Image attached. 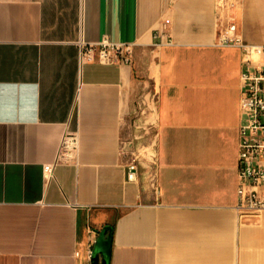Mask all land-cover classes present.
<instances>
[{"label":"crops","instance_id":"0c3cea01","mask_svg":"<svg viewBox=\"0 0 264 264\" xmlns=\"http://www.w3.org/2000/svg\"><path fill=\"white\" fill-rule=\"evenodd\" d=\"M217 1L0 0V264H90L105 225L108 264H264V211L235 208L241 52L215 44ZM235 2L238 33L264 45V0ZM102 39L133 45L132 65L79 62L78 42ZM151 46L154 155L128 181Z\"/></svg>","mask_w":264,"mask_h":264},{"label":"built area","instance_id":"2783aa9c","mask_svg":"<svg viewBox=\"0 0 264 264\" xmlns=\"http://www.w3.org/2000/svg\"><path fill=\"white\" fill-rule=\"evenodd\" d=\"M235 0H218L217 8L221 16L216 22V42L220 47H237L241 52L242 69L239 74V123L237 127V202L239 216L258 217L264 211V45L251 44L243 39L231 16ZM166 35V24L155 34L159 43ZM79 62H97L103 65H132L133 45L119 44L102 39L97 44L78 42ZM73 134H67L63 148L73 145ZM125 156L126 179H136L139 170L137 158L123 149ZM50 168L43 171V178L51 174ZM78 257L79 252L75 251ZM92 249L85 252L89 261Z\"/></svg>","mask_w":264,"mask_h":264},{"label":"rangeland","instance_id":"374dc122","mask_svg":"<svg viewBox=\"0 0 264 264\" xmlns=\"http://www.w3.org/2000/svg\"><path fill=\"white\" fill-rule=\"evenodd\" d=\"M156 46L143 49L138 56L142 73H137L134 86V107L123 124V140L127 152L132 153L145 170L151 164L155 147V126L153 111L156 101L155 87L150 78L156 60Z\"/></svg>","mask_w":264,"mask_h":264},{"label":"water","instance_id":"95a60500","mask_svg":"<svg viewBox=\"0 0 264 264\" xmlns=\"http://www.w3.org/2000/svg\"><path fill=\"white\" fill-rule=\"evenodd\" d=\"M112 227L103 226L98 232L92 245L90 264H108L111 253Z\"/></svg>","mask_w":264,"mask_h":264}]
</instances>
